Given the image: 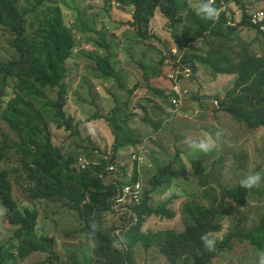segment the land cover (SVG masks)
<instances>
[{"label": "rangeland", "instance_id": "obj_1", "mask_svg": "<svg viewBox=\"0 0 264 264\" xmlns=\"http://www.w3.org/2000/svg\"><path fill=\"white\" fill-rule=\"evenodd\" d=\"M7 1L24 16L25 37L32 44L42 45L44 22L60 8L77 49L60 103L61 89L36 87L20 73L0 80V144L7 146L2 168L13 182L18 209L23 214L38 212L32 228L29 221L17 223L0 200V264H191L190 246L183 238L171 239L167 231L179 234L188 224L200 222L210 229L215 244L229 237L210 264H258L264 229L253 230L264 218V180L247 189L243 205L224 197L250 171L264 174V126L255 125L264 108V83L255 77L264 68V33L249 24L243 0L219 1L215 22L233 28L229 37L203 31L206 22L196 14L198 7L190 9L194 15L167 13L166 0L131 3V19L114 0ZM251 1V6L264 8V0ZM201 3L206 0L198 6ZM154 16L163 19L157 18L159 36L151 25ZM240 27L246 38L236 31ZM132 29L144 39L139 45L128 36ZM125 30L128 42L121 46L118 40ZM102 38L110 51L101 48ZM194 43H199L197 48L186 52ZM121 48L128 53L127 65L141 71L127 68L122 76ZM101 57H111L113 78L100 72L96 60ZM17 58L0 23V60ZM252 58L259 61L254 64ZM172 71L178 73L184 92L180 103L171 92ZM17 99L31 112L21 113ZM231 108L244 114L235 116ZM27 115L34 117L32 128L25 126ZM47 133L66 165V173L54 182L47 178L48 167L37 150V145H47ZM189 138L214 141L215 146L207 153L194 150L186 142ZM23 149L31 151L20 154ZM135 155L143 161H134ZM82 157L103 166L104 158H112L124 171V182L100 188L98 182L104 181L94 166L85 171L93 177L81 180ZM132 179L143 182L145 200L140 206L120 208L115 199ZM47 187L67 196L43 197ZM200 207L211 214L206 217ZM93 225L95 247L88 242ZM138 225L147 240L138 237L126 244ZM113 241L120 246L113 247Z\"/></svg>", "mask_w": 264, "mask_h": 264}, {"label": "trees", "instance_id": "obj_2", "mask_svg": "<svg viewBox=\"0 0 264 264\" xmlns=\"http://www.w3.org/2000/svg\"><path fill=\"white\" fill-rule=\"evenodd\" d=\"M120 4H131L138 3V0H114ZM220 0H215L216 5L213 7L218 10L221 8L219 4ZM167 2V13L176 14L179 10L182 12L187 11L191 15H194L188 4L185 0H166ZM207 2V0H206ZM192 12V13H191ZM195 12V11H194ZM197 14V13H196ZM203 18V17H202ZM204 19V18H203ZM206 22L202 26L203 31H209L211 35L214 36H225L228 37L233 33V28L226 26L225 23L221 20L210 21L204 19ZM249 21V20H248ZM0 23L4 26L7 33V38L11 47L15 50L18 58L12 59L7 62L0 60V80L6 82L8 77L13 76L16 73L22 74L26 81H34L36 87L41 86L44 89H61L59 103L62 102L66 97L67 84L65 83L66 77L69 73V64L72 62L75 51L77 49L74 36L64 27L62 12L60 8H56L44 22L42 32L44 35V41L41 44L38 42L29 43L25 37V19L21 12L18 10L14 2L7 0H0ZM250 24V23H249ZM251 25V24H250ZM253 26V25H251ZM264 33V32H263ZM201 35V34H200ZM198 37H201V36ZM197 38V37H196ZM100 46L103 49L110 51V44L106 39L102 38L100 41ZM256 64L259 59H251ZM97 61L100 72L106 77H114V69L111 64V57H101ZM27 63V65H26ZM248 66L244 67V71H247ZM256 80H259L261 83H264V68L261 69L255 75ZM240 79V78H239ZM236 80L235 86L239 85L241 80ZM21 100L17 99L15 103L19 106L21 113L23 110L26 114L31 112L29 108L22 107L20 103ZM57 105V104H55ZM235 116L240 112L235 108L229 109ZM34 113V112H33ZM247 113V112H246ZM261 119L256 122L255 125L264 126V108L260 110ZM36 116V114H34ZM26 121V128H32L35 125L34 117H29L28 115L24 117ZM47 145L43 148H39L37 145V150L41 156V160L48 167L46 170V176L49 180L55 181L62 173H66V165L63 162V156L61 151L58 148H55L52 144L51 134L47 133ZM7 146L0 144V200L2 205L9 210V214L15 215L14 219L17 223H25L26 221L30 222V226L34 228L36 226V221L38 219V212L27 211L26 214H23L17 206V203L13 197V182L9 176L7 170L2 168V164L5 160ZM21 149V148H18ZM22 153H28L31 150H25ZM77 172V171H75ZM78 177L83 180L87 177H93L92 173H83ZM100 188L105 187L104 183L98 182ZM247 189L242 188L239 184L236 188L227 189L224 197L233 199L236 203L243 205L246 201ZM41 195L43 197L51 195H61L67 196L65 192H59L56 188L47 187ZM144 202V201H143ZM143 204V203H142ZM223 204V203H222ZM198 210H202L204 215L208 217L211 214V210L205 207H200ZM207 220V219H206ZM211 223V221H209ZM264 229V218L262 219L261 227L253 230V233H258ZM139 225L131 232L126 240V244L130 245L135 243L137 240L135 238L140 237V239L147 240L146 235L139 231ZM210 229L205 230L204 225L201 224H188L185 231L182 233H176L172 231H167V236L171 239L177 241L184 239L187 243V246H190V257L192 259L191 264H210L211 258L214 257L219 252L223 251L228 245L229 237L225 238L221 243L215 244V250H207L201 243V236L205 233H208ZM244 239V238H243ZM139 240V239H138ZM115 256L118 261L123 263L124 257L121 253L116 252Z\"/></svg>", "mask_w": 264, "mask_h": 264}, {"label": "built area", "instance_id": "obj_3", "mask_svg": "<svg viewBox=\"0 0 264 264\" xmlns=\"http://www.w3.org/2000/svg\"><path fill=\"white\" fill-rule=\"evenodd\" d=\"M247 1V0H246ZM214 3V0H213ZM252 4V2H250ZM249 4L246 8L249 16V23L253 25L256 29L264 32V8L258 6H251ZM175 51V50H174ZM188 71V70H187ZM189 77L190 75H185ZM168 78L171 82V92L174 93L176 100L179 101L184 95V92L181 88V84L179 82V77L177 72H171L168 75ZM216 103V102H215ZM178 104L176 103V107ZM134 161L141 163L143 158L138 155L134 156ZM104 161L107 163L103 166L100 162L92 163L86 157H82L78 163V170L85 172L90 170L92 166L96 167L97 171H100L99 177L104 181L103 183L107 186V184H118L123 180L124 171L119 168V166L112 161V158L107 157L104 158ZM145 200V189L144 184L141 180H130L129 182H125L119 190V194L115 199V203L118 204V207H126L127 205L140 206Z\"/></svg>", "mask_w": 264, "mask_h": 264}, {"label": "clouds", "instance_id": "obj_4", "mask_svg": "<svg viewBox=\"0 0 264 264\" xmlns=\"http://www.w3.org/2000/svg\"><path fill=\"white\" fill-rule=\"evenodd\" d=\"M197 14L202 15L204 19L215 21L219 17V10L213 7V0H207L206 3H201L198 6ZM216 136L218 139L220 136V133L218 132ZM186 142L188 143L190 148L194 150H199L205 153L211 151L215 146L214 141H210L207 139H201L199 141H196V140H192L191 138H189ZM262 180H264V174H262L261 172L250 171L240 181V185L242 188L250 190L252 188L259 187L261 185ZM92 228H93V231L89 235L88 242L91 247H95L96 246L95 241H94L95 225H93ZM201 243L207 250L209 251L215 250L216 241L214 238L211 237L210 234L208 233L203 234L201 236ZM119 246H120V241H113V247H119ZM257 255H258V264H264V251H259Z\"/></svg>", "mask_w": 264, "mask_h": 264}, {"label": "crops", "instance_id": "obj_5", "mask_svg": "<svg viewBox=\"0 0 264 264\" xmlns=\"http://www.w3.org/2000/svg\"><path fill=\"white\" fill-rule=\"evenodd\" d=\"M186 1V3L188 4V8H190L191 10H195V8H197L198 7V4L202 1V0H185ZM243 2L245 3V7H247L249 4H250V2H252L251 0H243ZM116 3V2H115ZM118 5H119V3H118ZM122 6H123V8L121 9V13L124 15V16H126V17H128L129 19H131L130 17L132 16V12H133V7H135L134 6V4H122ZM230 7L231 8H235L236 7V5L234 4V3H231L230 4ZM253 7H255V6H253ZM223 8L225 9L226 7H225V5L223 6ZM157 18L158 19H161V20H163L162 19V17H158V16H154L152 19H151V25H153L154 27H155V29L158 31V36H159V31L161 32V29H160V26L158 27L157 25L159 24L160 25V23H161V21L160 22H157ZM183 20H185V19H183ZM234 25H236V24H234ZM242 27H240V29H237L236 31L240 34L239 36L241 37V38H246V37H244L246 34V32H244V31H242V29H241ZM166 31V30H165ZM127 30H125V31H122V33H121V40H118V44L119 45H121V46H124V45H126V43L128 42V39H125V35L127 34ZM132 34V35H131ZM131 35V36H130ZM130 35H128L129 37H131V42L134 44V46L135 45H139L140 44V41H142V40H144V39H142V38H140V37H137L136 36V34H135V31H134V29H132V32L130 33ZM128 37V38H129ZM229 37V36H228ZM228 39V38H227ZM230 40V39H229ZM231 40H233V38H231ZM145 41H147V40H145ZM160 43V42H159ZM199 45V43H194V44H192V45H190V46H188L187 48H185L186 49V52L188 51V50H192L193 48H197V46ZM118 54H120L121 55V57L123 58V61H124V69L122 70V76H124V77H126V74L125 73H127L128 71L127 70H125V69H127V68H131V69H135V68H137L138 70H140L141 71V69L139 68V67H137V66H135V65H131V67L130 66H128L127 65V62H128V59H129V56L127 55L128 53H126V51H125V49L124 48H121L119 51H118ZM184 54H185V52H184ZM124 58H126L125 60H124ZM142 232V231H141Z\"/></svg>", "mask_w": 264, "mask_h": 264}]
</instances>
